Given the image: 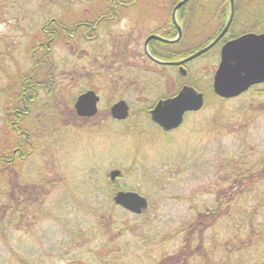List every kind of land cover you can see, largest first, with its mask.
I'll return each mask as SVG.
<instances>
[{
	"label": "rangeland",
	"instance_id": "rangeland-1",
	"mask_svg": "<svg viewBox=\"0 0 264 264\" xmlns=\"http://www.w3.org/2000/svg\"><path fill=\"white\" fill-rule=\"evenodd\" d=\"M15 1L14 5L6 2L7 7L0 10V36L5 38L1 53L10 45L7 49L21 66V72H11L10 77L26 76L32 67L24 59V45H17L19 52L14 49L22 39V31L12 25L20 7ZM57 2L27 3L23 19L28 23L23 25L30 30L35 23L41 25L43 19L56 17L68 19L72 26L79 19L98 15L109 4V0H66L73 6L65 5L66 10ZM120 2L121 12L88 29L82 37L62 42V30L56 35L50 62L54 72L45 71L39 77H48L47 89L55 88L50 92L53 100L50 103L41 90L40 100L45 101L36 111L45 115L44 121L38 119L34 128V151L23 162L17 161L19 184L16 177L13 180L30 204L17 205L16 227L7 231L6 241L0 239V264H158L177 252L182 231L192 218H201L202 208L215 205L216 192L228 178L226 163L239 162L242 157L255 162L264 154V83L236 98L219 101L211 87L219 45L189 62L183 77L178 72L154 70L144 55L142 38L159 26L170 0ZM188 4L206 5L213 11L223 5L226 14L228 11V0H191ZM6 11L9 14L5 16ZM53 27L47 26L46 31L53 32ZM256 31L263 32L264 25H258ZM203 38L189 39L202 43L200 46L184 39L173 47L186 55L205 45L207 39ZM13 67L16 69L15 62ZM53 74L58 76L50 78ZM180 81L204 92L205 106L189 113L178 129L160 132L141 109L175 93ZM5 83H9L7 78ZM88 88L99 94V110L93 118H79L73 101ZM118 99L130 106L131 114L124 121L109 115V106ZM218 106L238 113L242 121L237 132L220 136L207 127L206 121ZM6 116L5 97L0 95V151L11 146L8 139L12 135L3 133ZM64 122L68 134H62ZM112 170L121 174L111 178ZM122 189L146 196L148 207L133 214L111 202ZM224 225L221 220L211 232L206 231V239L213 233L222 241Z\"/></svg>",
	"mask_w": 264,
	"mask_h": 264
},
{
	"label": "trees",
	"instance_id": "trees-1",
	"mask_svg": "<svg viewBox=\"0 0 264 264\" xmlns=\"http://www.w3.org/2000/svg\"><path fill=\"white\" fill-rule=\"evenodd\" d=\"M35 1L40 0H16L15 3L20 7L16 11L18 13L16 14L18 16L15 17L17 22L12 24L18 31H22V39L14 45V49L19 52L17 45H24V59L32 65L27 75L20 74L10 77L11 72H21V66H18L12 50L7 49L8 46L11 47L10 45H5L6 48H3V53L0 50V79L3 81L0 85V95L5 97L7 113L3 133L7 137L12 135V138L8 139L11 141L10 148L0 151V169L2 168L0 170V182H3L0 184V199L3 198V201H0V205L2 204L0 207V239L4 241H6L7 231H11L13 228L11 224L15 223L16 220V216L10 207L11 202L13 205L16 200L17 205L22 204L26 207H29L30 204L24 201V197L21 195V187L13 185L15 177L16 184H19L17 181L19 176H16V171L11 170L10 152L17 147L22 153V155L17 156V161L20 160V162H23L25 157L32 152L31 148L34 145L32 140L35 138V134L37 136L34 128L39 123L37 120L42 122L45 117L43 113L36 111V107L45 101V99L40 100L41 90L44 89L45 98L47 97L50 103L53 100L54 93L50 92L54 91L55 88L47 89L45 83L48 77L45 78L44 76L43 80L39 77L45 71L54 72V66L50 62H53V58L51 59L52 50L58 41L56 35L62 30V37L65 36V39L61 38L62 42H66L68 37H82L81 35L89 29L88 23H97L101 15L104 14L107 5L110 4L109 0V4L104 7L105 10L102 9L98 15L91 14V18L79 19L72 26L69 25L66 18L50 17L45 21L43 19L41 25L35 23L34 27L32 26L29 30L23 25L24 22H26L25 25L28 23L23 19L27 15L23 6ZM242 1H245L244 7L247 11L256 12L260 8V5L257 7V4L253 3L256 0H240V5ZM6 2L14 5V0L0 1L1 12V8L7 7ZM116 3L113 2V4ZM238 4L239 2L236 0L235 6ZM56 5L62 9L65 5L73 8L72 5H67L66 0H58ZM56 5L53 3L54 7ZM65 9L68 10L66 7ZM7 14H9L8 11L3 13L5 16ZM236 19L235 17L234 21ZM5 20L8 21L9 19L6 18ZM99 22L104 23L105 19ZM80 23L81 25L78 26ZM51 24L54 26L53 32H47L46 27ZM248 30L251 28L241 29L243 32ZM4 39L0 36L1 49ZM181 55L179 53L177 56L180 57ZM14 62L16 69L13 67ZM54 75H51L50 78ZM6 78L9 80L8 85L4 84ZM24 80L26 81L25 84ZM252 88L254 89L255 86ZM217 99L219 101L224 100L219 97ZM148 109V107L145 108V113L148 112ZM215 111L211 115V120L209 119L210 121L207 120L205 123L212 133L221 136L237 132L236 128H240L241 125H238L242 119L238 113H235L236 111L234 113L228 112L222 106L216 107ZM53 112L54 110L50 114L53 115ZM8 113H10V118L7 119ZM50 117L52 116L50 115ZM40 134L38 132V136ZM261 156V159H257L255 162L245 160L242 157L239 162L226 163L225 170L229 172L227 173L228 178L221 185L219 192H216L215 205H211L208 209L202 208L201 218L196 216L192 218L189 227L182 231L185 232L177 252L172 253L173 255L165 261H163L165 257L161 258L158 264H264V154ZM20 162L17 163L18 166ZM255 200H259L260 203H255ZM221 220H225L224 227L226 229L223 240L217 241L213 233L206 239V231L211 232ZM10 248L13 249L12 246ZM23 262L25 263H21L28 264L27 261Z\"/></svg>",
	"mask_w": 264,
	"mask_h": 264
},
{
	"label": "water",
	"instance_id": "water-1",
	"mask_svg": "<svg viewBox=\"0 0 264 264\" xmlns=\"http://www.w3.org/2000/svg\"><path fill=\"white\" fill-rule=\"evenodd\" d=\"M185 1L187 0H180L175 5L174 13ZM229 4L230 13L225 26L218 36L205 47L181 60L172 62L157 60L148 51H146L147 55L160 63L179 65L181 70L179 73L185 75L186 72L181 65L209 50L226 32L233 17V0H229ZM150 39H160V37L150 35L145 42L146 45ZM262 82H264V33H244L225 42L221 47L220 61L212 79L213 92L221 98H232L246 91L250 86ZM98 101L99 95L92 89H88L76 97L73 106L77 115L92 117L97 112ZM203 103L202 92L184 85L176 94L159 99L149 112L150 118L163 130L169 131L182 123L186 112L199 110ZM109 113L113 119L124 120L128 117L129 105L125 100L119 99L112 103ZM119 174V170L110 172L111 178H115ZM113 200L115 204L135 214H139L147 207L145 196L132 190L117 191Z\"/></svg>",
	"mask_w": 264,
	"mask_h": 264
},
{
	"label": "flooded vegetation",
	"instance_id": "flooded-vegetation-1",
	"mask_svg": "<svg viewBox=\"0 0 264 264\" xmlns=\"http://www.w3.org/2000/svg\"><path fill=\"white\" fill-rule=\"evenodd\" d=\"M144 1L145 0H141V2H144ZM178 1L179 0H170V3H172V4H170L169 7H167V10H166L165 14L163 15V20L161 21L159 26L156 27V29L154 31H151L150 33H148L146 36H144L142 38L143 39L142 43H143V48H144V55H145L146 59L149 62L154 64V66H155L154 70H158L160 72H180L181 70L179 68V65L163 64V63H160L158 61L153 60L151 57H149L147 55L146 51H148L152 57H154L155 59L161 60V61L171 62V61L180 60V59L184 58L187 54L186 55L182 54L180 57H178L177 55H179L180 52H177L176 48L173 47V45H176L181 40L187 39L189 42L194 43V44H198V46H200V44H202V43H198V41L193 42V41L189 40V39L194 38L195 36H199V35H202L204 37L203 40L207 39V43L205 45L209 44L221 32V30L225 26L226 19L228 16V11L226 14V9H225V6L223 7V5H222V8H221V6H218L219 8L216 7L215 11H213V10H210V8L207 7L206 5H200V4H198V6L189 5L188 3L191 0H187L182 6H180L179 10L176 13H174V7ZM113 2H117V3L113 4ZM235 2H236V0H234L233 18H232V21H231L229 27L227 28L226 32L222 35V37L217 41V43L211 49H209L205 53H202L201 55L197 56L195 59L199 58L200 56H202L204 54H207L214 47H216L218 45H219V49L217 52H218V56H219L220 55V48L225 42H227L228 40L233 39V38H235L241 34L247 33V32H257L256 29L258 28V25H261V24L264 25V1L263 0H256L253 2V3L257 4V7H258V5H260L259 9H262V10L258 9L256 12L245 10V7H244L245 1H242L241 5L239 2V4L237 6H235ZM120 3L121 2L119 0H110V5H107V9L109 8V10L104 11V14L101 15L100 20L105 19V21H106L108 19H113L115 17V14H117L118 12H121L122 3L121 4ZM228 10H229V6H228ZM143 12H145V11H143ZM143 15H144V13H142V17H141L142 19H144V17H145ZM238 15H239V18H238ZM235 17L237 19L234 21ZM99 21H97V23H93V24L88 23L89 30L91 28L93 29L95 27V25L101 24ZM210 22L213 23V25H210ZM215 24H216V27H214ZM80 25H81V23L78 24V26H80ZM245 27H249V28H251V30L244 31V32L241 31V29L245 28ZM257 33H259V32H257ZM150 35H157L158 37H160V39H150L146 45L145 42ZM68 39L69 40H66V41H70V40L72 41L71 37H68ZM205 45L198 47L196 50H194L192 52H195V51L203 48ZM195 59H193V60H195ZM193 60H191V61H193ZM191 61H188L182 65L184 72H187V70H188L187 64ZM185 75H186V73H185ZM185 75H183V76H185ZM57 76L58 75L55 74L53 77H57ZM167 96L162 97V98H166ZM158 99H161V98H158ZM73 104H74V101H73ZM146 107H148V106L146 105L141 109V113L143 115H146L147 113H149V110L151 108V107H148L149 108L148 112L145 113ZM73 109H74V106H73ZM129 109H130V106H129ZM98 110H99V105H98V109H97L96 114L98 113ZM74 112H75V115L77 117L86 118V119L93 118L96 115L95 114L92 117H82V116L77 115L75 109H74ZM109 115H110V113H109ZM110 117H111V115H110ZM143 122L144 121L141 120V123H143ZM149 123L156 125L151 120ZM62 126H63V127H61L63 130L62 134H68L69 129H68V127H66L67 124L64 122V124ZM33 149H34V147L32 146V148H31L32 152L34 151ZM10 154H11L10 160L12 161L11 170L13 169L12 171L14 172V171H16V167H17V156L22 155V153L20 150H18L17 147H15L12 149ZM0 201H3V198L0 199ZM10 207H11V210L13 211V214H16V208H17L16 200L13 203V205L11 202ZM11 226L14 228L15 223L13 222L11 224ZM13 228H11V230H13Z\"/></svg>",
	"mask_w": 264,
	"mask_h": 264
}]
</instances>
